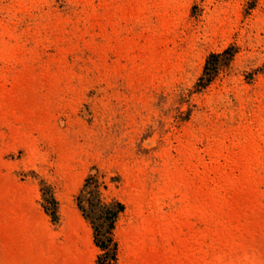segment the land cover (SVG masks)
Returning a JSON list of instances; mask_svg holds the SVG:
<instances>
[{"label": "rangeland", "instance_id": "rangeland-1", "mask_svg": "<svg viewBox=\"0 0 264 264\" xmlns=\"http://www.w3.org/2000/svg\"><path fill=\"white\" fill-rule=\"evenodd\" d=\"M107 262L264 264V0H0V264Z\"/></svg>", "mask_w": 264, "mask_h": 264}, {"label": "trees", "instance_id": "trees-1", "mask_svg": "<svg viewBox=\"0 0 264 264\" xmlns=\"http://www.w3.org/2000/svg\"><path fill=\"white\" fill-rule=\"evenodd\" d=\"M227 52L225 51V53ZM212 57H215V55H212ZM209 62L210 60H208V64ZM202 80L204 79L202 78ZM117 206L119 209L115 210L114 208L101 204L100 200L96 198L94 191L80 196V208L93 224L96 242L102 249L106 250L104 257H100V262L102 261L103 263L106 260L105 258H114L115 247L112 246L113 240L111 233L118 211L122 210L123 207L121 204H117ZM106 264L110 263L107 262Z\"/></svg>", "mask_w": 264, "mask_h": 264}, {"label": "bare ground", "instance_id": "bare-ground-1", "mask_svg": "<svg viewBox=\"0 0 264 264\" xmlns=\"http://www.w3.org/2000/svg\"><path fill=\"white\" fill-rule=\"evenodd\" d=\"M248 255H249V254H248ZM248 255H247V256H248ZM248 258H253V256H252V255H250V256H248Z\"/></svg>", "mask_w": 264, "mask_h": 264}]
</instances>
